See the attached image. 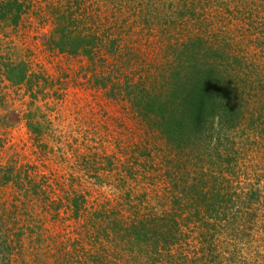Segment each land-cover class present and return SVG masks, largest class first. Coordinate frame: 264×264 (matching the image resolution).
I'll use <instances>...</instances> for the list:
<instances>
[{"label": "rangeland", "instance_id": "1", "mask_svg": "<svg viewBox=\"0 0 264 264\" xmlns=\"http://www.w3.org/2000/svg\"><path fill=\"white\" fill-rule=\"evenodd\" d=\"M23 1L18 25L0 20L1 264L145 262V253L132 261L137 247L124 230L140 218L174 210L166 159L176 156L138 116L124 87L162 62L168 42L198 35L216 46L226 36L244 75L253 79L241 130L249 134L241 139V174L232 186L262 192L255 216L245 218L237 235L222 228L214 247L225 264H264V0L236 5L237 13L202 0L201 17L171 27L172 40L162 37L160 25L145 24L141 0ZM142 2L145 12L156 14L179 8L169 2L161 7L163 0ZM58 9L71 14L84 33L101 35L93 58L51 44ZM111 41L117 43L112 52ZM14 67L25 71L20 83L9 78ZM252 111L257 135L247 127ZM191 228L189 243L175 248L176 256L191 258L201 248L197 226Z\"/></svg>", "mask_w": 264, "mask_h": 264}, {"label": "trees", "instance_id": "2", "mask_svg": "<svg viewBox=\"0 0 264 264\" xmlns=\"http://www.w3.org/2000/svg\"><path fill=\"white\" fill-rule=\"evenodd\" d=\"M201 1L163 0L161 7L169 2L172 8H179L156 14L145 12L141 0L139 11L145 24L160 25L162 37L172 40L171 27L201 17L197 10ZM210 1L224 12L235 7L233 12L237 13L236 5L242 9L253 0ZM25 10L23 0H0L1 21L18 25ZM55 14L57 24L51 44L62 53L93 58L95 49L102 45L101 35L84 33L66 11L58 9ZM222 43V46L213 45L202 35L168 42L158 66L150 68L139 80L125 83L124 94L132 108L142 121L162 134L176 156L174 160L166 159L174 210L163 216L140 218L124 230L137 247L138 251L133 249L131 257L135 263V254L145 253L143 264H225L222 254L216 253L215 235L224 227L237 235L234 232L246 224L245 218L255 216L254 208L262 198L261 189L250 185L236 190L232 186L233 182L238 183L241 174L244 145L241 139L249 134L248 130L243 133L241 130L244 118L248 117L247 97L252 95L253 79L244 75L243 62L229 50L226 36ZM115 45L111 41L108 51H114ZM9 78L22 82L24 69L11 68ZM100 83L107 87V81ZM249 117L247 127L251 134L257 135L258 117L253 111ZM30 127L33 132L40 131L38 126ZM194 226H197V240L203 243L201 248L191 258L176 256L175 248L189 243L188 231L195 230L191 228ZM5 244L7 247L8 242ZM4 253L0 250V264L6 258Z\"/></svg>", "mask_w": 264, "mask_h": 264}]
</instances>
